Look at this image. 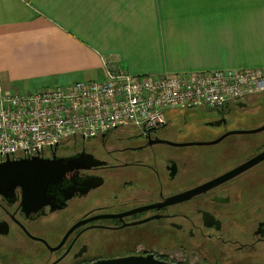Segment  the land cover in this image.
Instances as JSON below:
<instances>
[{
  "label": "flooded vegetation",
  "instance_id": "flooded-vegetation-1",
  "mask_svg": "<svg viewBox=\"0 0 264 264\" xmlns=\"http://www.w3.org/2000/svg\"><path fill=\"white\" fill-rule=\"evenodd\" d=\"M237 103L220 108L218 118L199 129L166 122L146 133L121 128L57 145L49 156L71 157L75 164L47 186L48 203L24 209L20 186L12 197L0 194V264H89L146 255L174 264H264V197L248 190L253 166L168 202L257 153L194 181L209 161L195 159L193 149L211 146L217 161L237 149L229 135L196 143L220 137L230 130L222 127L246 117L248 101ZM240 219L247 224L239 226Z\"/></svg>",
  "mask_w": 264,
  "mask_h": 264
},
{
  "label": "crops",
  "instance_id": "crops-1",
  "mask_svg": "<svg viewBox=\"0 0 264 264\" xmlns=\"http://www.w3.org/2000/svg\"><path fill=\"white\" fill-rule=\"evenodd\" d=\"M264 67V0H0V84Z\"/></svg>",
  "mask_w": 264,
  "mask_h": 264
},
{
  "label": "built area",
  "instance_id": "built-area-1",
  "mask_svg": "<svg viewBox=\"0 0 264 264\" xmlns=\"http://www.w3.org/2000/svg\"><path fill=\"white\" fill-rule=\"evenodd\" d=\"M104 66L100 79L29 92L0 84V161L49 156L72 137L119 128L146 133L167 122L169 108L220 109L264 95V67L135 74L107 62Z\"/></svg>",
  "mask_w": 264,
  "mask_h": 264
},
{
  "label": "water",
  "instance_id": "water-1",
  "mask_svg": "<svg viewBox=\"0 0 264 264\" xmlns=\"http://www.w3.org/2000/svg\"><path fill=\"white\" fill-rule=\"evenodd\" d=\"M237 106L245 107V102H238ZM214 109L207 107V110ZM214 124V123H210ZM264 129V124L254 128L230 129L224 132L220 137L205 142H196L199 144H213L232 134H251ZM194 143V142H192ZM188 144V143H186ZM191 144V143H189ZM55 148V147H54ZM264 159V149L246 161L242 162L233 169L206 181L196 187L178 193L169 198L168 202L180 201L183 198L189 197L200 191H203L210 186L222 182L252 166ZM75 164L73 158H58L55 155L49 157L31 156V157H6L0 161V194L5 197L14 196V188L21 187V204L24 209L35 210L42 204L48 203L47 186L56 183L60 180L64 166ZM69 195L64 193L63 198H68ZM89 264H174L166 261L146 256H128L109 260H100Z\"/></svg>",
  "mask_w": 264,
  "mask_h": 264
},
{
  "label": "rangeland",
  "instance_id": "rangeland-1",
  "mask_svg": "<svg viewBox=\"0 0 264 264\" xmlns=\"http://www.w3.org/2000/svg\"><path fill=\"white\" fill-rule=\"evenodd\" d=\"M247 107V112L249 113H245L246 117L230 121V124L226 127H222L221 130H226L228 128L239 129V127L236 126L246 125L248 128H254L264 124V95H257L250 98L247 103ZM220 113L221 109L207 110V107H175L165 110L167 123L173 129H179L186 126L191 128L196 127L197 129H199L198 126L205 127L204 124L206 122L216 120ZM243 119L247 120L242 121ZM228 138L236 140L237 149L232 151V153H227L226 151V158L224 160H215L216 153H212L214 150L211 146H201L192 150V154L195 159L199 158L201 155L203 160L209 161L207 162L209 165L206 167L207 169L197 175L194 181L221 172L225 167H228L229 165H232L239 160H243L246 157L264 149V129L251 134H232L229 135ZM247 176V180L249 182L252 180L251 184H254L253 187L248 190L251 191L252 194H255L257 199H262L264 197V159L254 165L248 172ZM239 222V226L241 227L247 224L242 219H240ZM178 253L177 255L179 257H184Z\"/></svg>",
  "mask_w": 264,
  "mask_h": 264
}]
</instances>
